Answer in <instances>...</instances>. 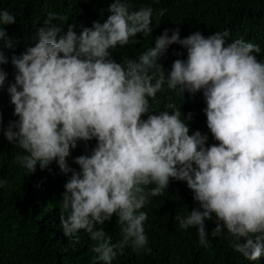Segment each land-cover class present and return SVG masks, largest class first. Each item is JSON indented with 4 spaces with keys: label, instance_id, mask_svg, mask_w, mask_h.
Here are the masks:
<instances>
[{
    "label": "clouds",
    "instance_id": "obj_1",
    "mask_svg": "<svg viewBox=\"0 0 264 264\" xmlns=\"http://www.w3.org/2000/svg\"><path fill=\"white\" fill-rule=\"evenodd\" d=\"M109 11L103 23L69 24L66 31L51 23L58 14L50 11L31 45L11 56L16 72L6 90L17 119L8 122L3 135L22 150L16 162L30 173L37 164L44 169L55 161L61 172L70 173L60 199L63 235L78 240L80 230L88 233L102 264H112L125 246L146 248L142 208L168 188L170 178L185 181L197 202L176 218L181 229L195 227L199 244L207 247L205 221L214 220L211 236L226 230L232 249L256 261L264 255L260 46L242 38L228 42L227 28L181 38L177 27L164 29L154 46L120 62L111 50L136 42L137 33H152L153 8L113 0ZM15 22L13 13L0 10L3 47H13L3 26ZM172 44L186 49V58L175 59L166 72L158 60ZM6 63L0 50V64ZM6 75L0 69V88ZM165 89L202 92L206 125L218 143L206 145L208 135L199 130L189 134L185 121L191 114L182 115L175 104L153 110L150 101ZM93 138L91 151L73 158L79 171L70 167V148ZM6 184L0 179V187ZM113 214L119 240L97 227Z\"/></svg>",
    "mask_w": 264,
    "mask_h": 264
},
{
    "label": "trees",
    "instance_id": "obj_2",
    "mask_svg": "<svg viewBox=\"0 0 264 264\" xmlns=\"http://www.w3.org/2000/svg\"><path fill=\"white\" fill-rule=\"evenodd\" d=\"M112 2L0 0V10L6 9L16 16L15 23L3 26L13 40V47H3L0 41V50L8 57V63L0 64V69L7 73L5 85L0 88V179L7 180V184L0 187V264H102L91 250L95 242L88 233L80 230L76 234L78 240L63 235L60 199L70 173L61 172L55 161L44 169L37 164L34 172L27 173L16 162V155L22 150L6 140L3 128L9 121L17 119L6 90L8 83L14 82L16 72L11 56H19L31 45L35 30L43 26L46 14L50 11L58 14V19L51 23L60 26L62 31H66L69 24L91 27L93 21L103 23L107 19ZM130 3L135 8L147 5L153 8L152 33L146 36L137 33L136 42L118 45L111 50L113 58L120 59V62L135 58L154 46V37L164 29L177 27L181 38L196 30L207 36L227 28L228 42L242 38L256 43L261 48L257 58L264 59V0H130ZM160 9L165 10L163 16L158 14ZM74 30L78 32L80 29L76 27ZM178 58H186V49L172 44L158 62L167 72ZM201 94L200 91L189 93L184 90L181 94L179 90L165 89L150 103L155 111L173 103L180 108L182 115L190 113L191 118L185 121L189 125V134L199 130L208 135L206 145L215 144L218 141L207 128L203 112L206 104ZM95 143L94 138L78 140L76 146L70 148L66 162L79 171L73 158L89 153ZM195 206L197 202L186 182L170 178L168 188L161 195L152 197L142 208L147 213L144 223L148 237L146 248L134 251L125 246L112 264H264V255L250 261L235 252L226 230L218 236H211L214 220L205 221L208 246L200 245L195 227L181 229L176 219ZM115 220L113 214L111 220L97 227H103L113 240H119L120 226Z\"/></svg>",
    "mask_w": 264,
    "mask_h": 264
}]
</instances>
